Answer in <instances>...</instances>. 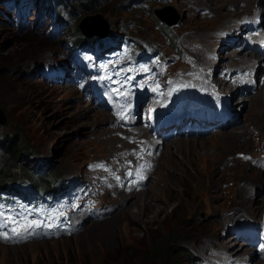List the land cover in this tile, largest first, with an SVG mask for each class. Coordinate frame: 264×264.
<instances>
[{
    "label": "rangeland",
    "instance_id": "1",
    "mask_svg": "<svg viewBox=\"0 0 264 264\" xmlns=\"http://www.w3.org/2000/svg\"><path fill=\"white\" fill-rule=\"evenodd\" d=\"M4 1L0 0V111L6 122L0 125V177L7 171L6 165H13L6 164V151L2 150L5 135L11 139L17 136L15 173L21 177H27L25 173L28 172L68 179L72 195L68 206L72 209L64 217L63 226L55 228L51 211L42 213L40 220L30 225L15 218L20 209L14 208L10 219L15 224L11 223L8 231H0V264H200L204 256L213 254L212 249H217L218 255L230 252L243 264L247 257L254 258L257 251L243 249L233 239L234 234L226 233L225 226L234 220L264 218V171L238 157L264 154V69L260 67L255 74L256 88H247L254 94L243 98L236 96L239 91L246 90L250 82L249 68L253 64L251 62L248 71L239 75H234L237 68L233 69L235 64L242 65L240 62L250 57L247 48H238V45L246 34L249 35L250 22L256 14L236 21L239 26L246 24L247 29L236 32L227 28L224 35H218V31L234 19L233 15L247 10V1L239 0L234 8L222 0H41L43 8L49 2L53 4L59 18L69 23L68 28H55L54 20L49 17H43L42 22L36 24L39 16L33 7L23 17L24 25L20 26L14 20V13H7L9 5ZM254 1L249 7L257 9L260 0ZM260 11L264 20V7ZM169 13L172 16L169 20L177 23L173 27L160 19L161 15ZM93 17L102 19L113 31L109 35L113 37L109 50L99 54L102 59L120 49L125 39L139 45H156L162 50L165 62L152 64L144 70L155 82L166 72L162 78H167L168 82L192 84L191 89L197 91L198 86L193 85L196 71L205 72V66H215L216 59L211 55L217 52L220 62L214 68V75L199 77L200 84L229 93L227 97L234 103L239 117V125L235 128H227L201 140H174L158 149L156 168L145 190L136 192V198L153 200L160 196L163 201L172 199L157 222H140L136 230L135 224L130 223L121 210L115 211L120 198L108 194L107 186L93 203L102 197L104 199L97 208L111 207L113 212L102 220H93L81 227L76 225L78 214L73 207L84 195L94 196L97 186L91 173L80 184L79 175L86 172V167L92 168L94 162L105 160L109 164L103 173L108 176L114 158L119 157L117 150L125 140L124 135H118V140L112 133L108 134L113 126L111 116L116 114L100 107L99 102L103 100H98L91 88L99 79L119 77L121 71L128 70L129 64L121 60L112 65L111 62L105 66L95 64L94 73L89 76L88 72L78 68L70 52L73 50L67 44L80 22ZM260 28L264 29V23ZM234 36L235 46L229 42ZM170 38L174 41L169 42ZM234 55L239 61L227 58ZM158 67L163 69L153 73ZM182 67L187 68L186 72H179ZM167 72L175 78L167 77ZM42 73L47 77H42ZM88 76V79L83 78ZM233 76L245 77V81ZM120 106L121 109H137L142 115L147 100L141 96L132 107L129 102ZM108 117L110 120L106 122L103 118ZM232 132L244 136L229 141L220 139ZM110 135L115 140L111 146ZM179 144H183L181 151L176 150ZM126 145L132 146V142L126 141ZM208 150L217 157L213 162L205 163L206 166L202 164L204 168H195L193 160ZM171 157L181 167V176L173 170L177 167L171 165ZM123 163L124 167L129 165L128 161ZM117 172V178H122L124 172ZM128 185L132 186V183L125 181L120 187ZM166 185L177 186V193L170 194ZM141 193L143 196H139ZM124 197L128 200L122 201V207L132 203L130 197ZM80 210L85 211V206ZM4 213L7 209L1 212ZM132 213L136 214V209ZM103 224L107 230L101 227L89 231L91 227ZM68 234L72 237L66 238ZM170 244L176 249L167 251ZM207 261L222 264L220 256ZM250 261L248 264H264V256Z\"/></svg>",
    "mask_w": 264,
    "mask_h": 264
},
{
    "label": "bare ground",
    "instance_id": "2",
    "mask_svg": "<svg viewBox=\"0 0 264 264\" xmlns=\"http://www.w3.org/2000/svg\"><path fill=\"white\" fill-rule=\"evenodd\" d=\"M239 0H222V2L223 3H226V4H228V5H230V6H232V7H234L236 4H237V2H238ZM242 1V0H241ZM247 1V5H248V8H247V10L245 11H243L242 13H237V14H235V15H233V17H234V19H231L232 21H230V19H229V21L231 22H228V23H230V24H228V25H226L224 28H228V29H235L236 30V32L237 31H242V30H244V29H247V27L248 26H245L246 24H240V26L239 25H237V23H236V21L238 20L239 21V19H241V18H247L251 13H255L256 14V17L260 14V9L261 8H263L264 7V0L263 1H259V3H258V8L257 9H255V8H252V7H249V5L250 6H252V4L253 3H255L256 1H254V0H246ZM220 3V2H219ZM242 3V2H241ZM237 7V6H236ZM219 8V7H218ZM235 8V7H234ZM237 8H239V7H237ZM242 9V8H241ZM240 11V10H239ZM263 14H264V12H263ZM221 16V15H220ZM262 16V15H261ZM232 17V18H233ZM254 17V16H253ZM256 17H254V19L256 18ZM251 18V17H250ZM248 19V18H247ZM245 21V20H244ZM243 23V22H242ZM92 24H97L95 21H94V23H92ZM244 26V27H243ZM243 27V28H242ZM262 30H264V29H262ZM105 32V31H104ZM249 35L250 36H252V29H251V27H250V29H249ZM246 35H248V34H246ZM233 36V35H232ZM229 42H230V44L231 45H233V46H235L234 45V43H236V37L234 36L233 38H230V40H229ZM238 43H240V39H239V42ZM236 45H237V43H236ZM232 50V48H230V47H228V50ZM246 54H247V52H246ZM250 57H248V59H246L245 61H242V62H240L242 65H244L245 66V68H240L238 71H237V69L234 71V75H236V74H240L241 72L243 73H245V72H247L248 71V65L251 63V62H253V60H252V58H255V56H253V55H249ZM227 58H229L231 61H239V59H238V57H237V55H234V56H229V57H227ZM263 66V64L262 65H260L259 66V68L261 67V69L263 68L264 69V67H262ZM258 68V69H259ZM260 70V69H259ZM248 75V74H247ZM230 76V75H229ZM235 79H237V80H242V82L243 81H245V77L244 78H242V79H239L237 76H233ZM257 80V79H256ZM225 81H227V80H225ZM210 85H211V82L209 83ZM235 84H237L238 85V82H235ZM203 87H205V88H207L208 86H203ZM246 87V86H245ZM245 89V88H244ZM246 90H248L247 88H246ZM248 91H250V90H248ZM251 93V92H250ZM254 93H252V94H250V95H253ZM142 104V103H141ZM258 105H260V103L258 104ZM244 107V106H243ZM243 107H242V109H243ZM106 117V116H105ZM106 122H107V120L109 121L110 120V118L108 117V118H103ZM112 124V123H111ZM227 127H232V128H235V126H227ZM108 132V134H113V137H116L117 139H118V135H123L120 131L118 132V131H115L114 129L113 130H108L107 131ZM219 134V133H218ZM126 135H129V136H135L136 138H145V135H144V133L142 132V131H137V132H135V133H132V131H130L129 132V134L128 133H126ZM111 136V139H112V142L110 141V146L112 145V143L115 141L114 140V138H112V135H110ZM243 136H244V134H238V135H236V133L235 132H232V133H228L227 135H222L221 137H220V139H224V140H227V141H229V140H233V139H235L236 137L237 138H239V139H241V138H243ZM226 138V139H225ZM119 140V139H118ZM179 140V139H178ZM197 140H201V139H197ZM122 142V141H121ZM149 139H148V144L147 145H144V146H141V149H143L144 151H143V153H144V157H145V159H147V160H149V161H152L153 160V158L148 154V151L150 150V147H149ZM199 142H202V141H199ZM118 143V142H117ZM182 147V148H181ZM131 148V146H127L126 145V139L121 143V147L117 150V152H119V157H118V160L121 162V165H122V169L121 170H117V171H119L120 172V174L122 173V172H124V163L122 164V162H126V161H128V162H130V161H132L133 163H134V160L137 158V156L136 155H132V156H130V153H131V151L129 150ZM125 149H127L128 150V152L126 153V154H124V155H122L121 154V152L123 151V150H125ZM176 150L178 151H181V150H183V144H179L177 147H176ZM167 151V150H166ZM165 151V152H166ZM116 152V153H117ZM156 152L158 153V150H156ZM160 152V151H159ZM162 153V152H161ZM167 153V152H166ZM118 155V154H117ZM196 157V156H195ZM217 156L215 155V154H210L209 153V150L203 155V156H198V157H196V160H193V163H194V165H195V168H198L199 170L201 169V168H204L207 164H205V163H207V162H209V163H211V162H213V160L216 158ZM172 158V157H171ZM174 158V157H173ZM171 159V165H174L175 167H177V170H175V169H173V167H172V169L176 172V175L177 176H181V172H182V170H181V167H179V165L174 161V159ZM192 162V161H191ZM169 163V162H168ZM202 164H204L203 166H202ZM112 166V165H111ZM218 168V167H217ZM110 169H111V167H110ZM85 171H83V173H84ZM143 173V171L140 169V170H138V172L137 173ZM153 174V173H152ZM151 174V175H152ZM189 174V173H188ZM215 175V174H214ZM119 175H117L116 177H118ZM133 175L130 177V180H132L133 179ZM129 182V181H128ZM166 187H168V192L170 193V194H174V193H177V191H176V188H177V186H174V187H172V186H167L166 185ZM124 189H126V190H128L127 192L129 193V194H127V193H123L122 192V190H109L108 191V194H116L117 196L119 195V197L118 198H120V200H118L117 201V208L115 209V211H117L118 209L119 210H121L120 212L123 214V216L124 217H126L129 221H130V223H132V224H135V230L137 229V224H139L140 222H145V223H143V224H146V223H155V222H157L158 221V218H159V215L160 214H162L163 212H164V209H165V207L169 204V200H171L172 199V197H170V199L169 200H167V201H163L162 200V198L160 197V196H156L153 200H148V199H143V200H140V199H137L136 197L138 196L137 194H136V192H134V188H133V186H127V187H125ZM133 191V192H132ZM134 195H133V194ZM121 194H125V195H121ZM124 196H128V197H130V199H132V203H128L126 206H124V207H122V201L123 200H125V199H127V197H124ZM139 196H143V194L141 193V194H139ZM176 197V196H175ZM128 200V199H127ZM123 202H125V201H123ZM128 202V201H127ZM157 204V205H156ZM161 206V207H160ZM133 209H136V214H133L132 212H133ZM118 210V211H119ZM140 215V216H139ZM235 217V216H234ZM140 219V220H139ZM103 228L104 230L106 229L107 230V228H106V225L105 224H103V226L101 225V226H97V225H95V226H93V227H91L90 228V230L89 231H91V232H93L94 230H97L98 228ZM109 227H111V226H109ZM115 228V227H114ZM113 228V229H114ZM240 257V256H239Z\"/></svg>",
    "mask_w": 264,
    "mask_h": 264
},
{
    "label": "trees",
    "instance_id": "3",
    "mask_svg": "<svg viewBox=\"0 0 264 264\" xmlns=\"http://www.w3.org/2000/svg\"><path fill=\"white\" fill-rule=\"evenodd\" d=\"M167 18L171 16V13L167 14L166 15ZM76 31L73 33L74 35V38L76 40H78V42L80 41H83L87 38H85L84 34L82 33L83 31H81L78 27H76ZM79 33H78V32ZM166 35H169L167 32H165ZM164 34V35H165ZM17 136L14 137L13 139L11 138H8L6 137L5 135V140H4V147L2 145V150L6 151L5 153V158H6V164H13L12 166H8L6 165V172L2 175V177H0V180L3 182V183H0V186L2 184H6L7 182L9 181H13V180H17V179H20L21 176L17 173H15V167H16V163H17V150L18 148L16 147V145L18 144V141H17ZM4 168V170H5ZM27 175V177L23 176L24 178H27V179H30L31 181L33 180V177H35V181L33 182V187H38L42 190H44L45 192H48L51 188V186H53V183L52 181L56 180V178H54L53 176L55 175H41L39 173H35V174H29L28 172L25 173ZM168 250L167 251H173L174 249H176L174 246L171 247V244L169 246H167ZM185 256H190L189 254Z\"/></svg>",
    "mask_w": 264,
    "mask_h": 264
},
{
    "label": "water",
    "instance_id": "4",
    "mask_svg": "<svg viewBox=\"0 0 264 264\" xmlns=\"http://www.w3.org/2000/svg\"><path fill=\"white\" fill-rule=\"evenodd\" d=\"M165 16L161 15L160 19L162 21H165L169 26H173V25L177 24L175 21L169 20L172 16H170V18L169 17L167 18V16L166 17ZM94 21L97 24H95V25L92 24V23H94ZM78 28L81 31H83L82 33L87 38L104 35L106 33L104 31H107V27H106L105 23H103L102 19H100L99 17L86 18L85 20L80 22V24L78 25ZM5 122H6L5 117H4L3 113L0 111V125H5Z\"/></svg>",
    "mask_w": 264,
    "mask_h": 264
},
{
    "label": "snow or ice",
    "instance_id": "5",
    "mask_svg": "<svg viewBox=\"0 0 264 264\" xmlns=\"http://www.w3.org/2000/svg\"><path fill=\"white\" fill-rule=\"evenodd\" d=\"M129 175H131V173H129ZM14 231H15V229H14Z\"/></svg>",
    "mask_w": 264,
    "mask_h": 264
}]
</instances>
